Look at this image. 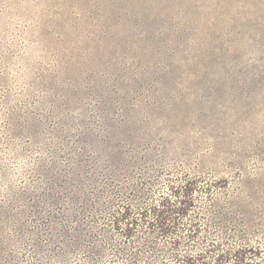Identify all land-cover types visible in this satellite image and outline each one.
Returning a JSON list of instances; mask_svg holds the SVG:
<instances>
[{"label":"rangeland","instance_id":"obj_1","mask_svg":"<svg viewBox=\"0 0 264 264\" xmlns=\"http://www.w3.org/2000/svg\"><path fill=\"white\" fill-rule=\"evenodd\" d=\"M158 165L264 228V0H0V264L122 245L90 208Z\"/></svg>","mask_w":264,"mask_h":264},{"label":"trees","instance_id":"obj_2","mask_svg":"<svg viewBox=\"0 0 264 264\" xmlns=\"http://www.w3.org/2000/svg\"><path fill=\"white\" fill-rule=\"evenodd\" d=\"M171 171L163 165L152 167L136 184L124 187L127 195L110 181L113 188L102 192L99 203L90 208V220L101 219L102 232L111 229L123 239L122 245L106 240L95 252L83 246L70 255L63 250L61 257L52 259L55 264H69L70 256L77 255L82 257L79 264H102L106 259L108 264H262L259 248L237 242L252 234L264 240L261 224L255 220L248 224L244 214L236 221L223 206H199V195L211 194L214 184L200 188V177ZM86 177L91 178L88 183L96 181L92 174ZM103 202L108 206L99 209ZM231 205L240 214L239 204ZM106 251L111 252L109 257Z\"/></svg>","mask_w":264,"mask_h":264}]
</instances>
